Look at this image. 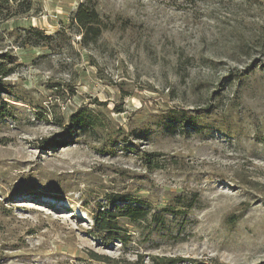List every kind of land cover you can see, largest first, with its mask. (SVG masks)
Instances as JSON below:
<instances>
[{"label":"rangeland","instance_id":"rangeland-1","mask_svg":"<svg viewBox=\"0 0 264 264\" xmlns=\"http://www.w3.org/2000/svg\"><path fill=\"white\" fill-rule=\"evenodd\" d=\"M0 70V264H264V0L12 3Z\"/></svg>","mask_w":264,"mask_h":264},{"label":"trees","instance_id":"trees-1","mask_svg":"<svg viewBox=\"0 0 264 264\" xmlns=\"http://www.w3.org/2000/svg\"><path fill=\"white\" fill-rule=\"evenodd\" d=\"M16 4V6H22V4L27 3V0H0V13H3V10L9 9L11 4ZM73 23L75 27H77L79 34H81V42L84 45L94 44L95 40L101 35L102 27L100 23V17L98 11L95 8L88 6L86 3H81L76 11V14L73 19ZM34 36L37 40L36 43L46 42L49 37L42 36L39 31L34 30ZM0 73H3L0 70ZM7 73H4V75ZM0 112H5L0 111ZM181 117H174L175 122L179 125H189V118H185L184 114L180 113ZM2 116V113H0ZM71 122L74 127L79 130L89 129L92 130L96 125L94 119L90 118L84 113H79L77 115H73L70 117ZM157 154H145L143 162L150 166L151 168H159V164L155 158H157ZM147 212H144L142 209H133L129 208V210L123 215L130 222L143 220L146 217ZM117 215H114L110 211H100L95 214L93 217V230L90 235L94 237L103 238L106 242H111L116 238L122 240L121 237L116 236L117 231L121 228L117 225ZM178 262L177 260H168L165 261V264H175Z\"/></svg>","mask_w":264,"mask_h":264}]
</instances>
